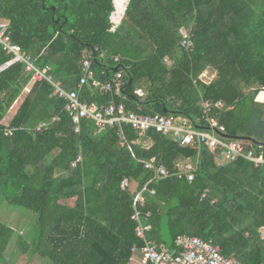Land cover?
I'll return each mask as SVG.
<instances>
[{
	"label": "trees",
	"instance_id": "trees-1",
	"mask_svg": "<svg viewBox=\"0 0 264 264\" xmlns=\"http://www.w3.org/2000/svg\"><path fill=\"white\" fill-rule=\"evenodd\" d=\"M259 5L264 0H129L116 24L113 0H0V18L8 21L12 41L36 65L50 66L52 77L77 90L81 102L102 110L115 101L138 115L207 128L201 103L220 101L223 106L210 114L224 126L218 137L243 138L264 157ZM186 29L192 48L180 45ZM103 52L107 57H100ZM84 58L91 60L93 80L78 87ZM7 59L0 50V65ZM118 65L119 87L106 92L94 85L112 81ZM208 68L215 78L202 82ZM42 122L48 125L37 130ZM122 133L121 146L117 127L97 129L82 120L76 132L50 84L31 83L19 63L0 72V193L38 219L34 242L17 241L21 252L33 246L52 264H131V248L144 245L131 220L134 190L149 182L155 193L138 206L149 212L146 240L172 248L179 236H196L212 240L235 264L264 260V165L241 157L221 163L205 146H181L154 130L138 135L124 125ZM151 159L169 176L153 179L144 167ZM187 161L197 166L191 182L173 175ZM123 178L130 181L125 191ZM12 232L0 224V264Z\"/></svg>",
	"mask_w": 264,
	"mask_h": 264
},
{
	"label": "built area",
	"instance_id": "built-area-1",
	"mask_svg": "<svg viewBox=\"0 0 264 264\" xmlns=\"http://www.w3.org/2000/svg\"><path fill=\"white\" fill-rule=\"evenodd\" d=\"M180 45L184 48L193 47L189 30H183ZM0 50L8 57L0 65V72L19 63L24 66V71L30 74L31 83L46 81L50 84L53 87V95L65 102V110L71 118L76 132L79 131L82 120L92 121L97 129L117 127L120 133L119 144L122 146L124 142L122 128L124 125H129L138 135L154 130L161 135L171 137L181 146L196 145L198 148L205 146L211 153H219L222 163L231 162L241 157L252 162L254 166L264 165V157L261 154L255 155L251 149L247 148L243 140L230 139L229 142H224L215 135V133H222L225 130L224 126L219 125L214 118L210 117L214 107L221 108L223 106L220 101L215 103L203 101L201 103L202 118L205 120L208 130L197 128L187 119H180L175 122L173 119L160 114L138 115L132 111H127L122 103H116L115 101H110L104 109L99 110L93 105L81 102L77 90H66L60 82L55 81L50 74V66L40 67L36 65L34 59L20 45L12 41L9 24L2 18H0ZM100 57L105 58L107 55L101 53ZM110 58L114 63L119 62L118 56H111ZM82 68L83 76L78 87L84 85L88 80H93V70L89 58H84ZM121 78L122 74L118 70L114 73L112 81L106 84L94 81V85L102 91L111 92L114 84L117 87L121 85ZM55 119L57 118H52L51 121ZM47 125V122H42L36 129L38 130ZM75 163L73 162L72 166H75ZM144 167L153 171V179H163L169 176L164 166H155L153 159L145 162ZM195 169V165L191 161H187L173 175L178 178L184 177L188 182H191L194 179ZM119 187L123 191L128 189L130 187L128 178H123L119 183ZM154 193L155 191L149 187V182L134 190V210L131 219L136 222V237L144 240L143 246L131 248L132 255L138 256V264H235L234 258L224 256L219 247L210 239L182 235L174 241L170 250L161 247L154 241L146 240L145 234L150 226L145 221L149 214H142L138 206L145 203L147 194L154 195ZM260 264H264V260Z\"/></svg>",
	"mask_w": 264,
	"mask_h": 264
},
{
	"label": "rangeland",
	"instance_id": "rangeland-1",
	"mask_svg": "<svg viewBox=\"0 0 264 264\" xmlns=\"http://www.w3.org/2000/svg\"><path fill=\"white\" fill-rule=\"evenodd\" d=\"M120 8V7H119ZM256 11H262L263 5L256 7ZM121 9L118 11V17L121 14ZM114 15V14H113ZM116 17V14L114 15ZM123 15L121 16V18ZM120 19V18H119ZM256 20H263L262 16H257ZM215 78V72L212 68H208L200 76L202 82H209ZM25 90L20 96L21 101L26 94ZM263 95V93L261 94ZM263 96H258L257 100L262 99ZM12 112L8 111L5 116L11 115ZM103 132V131H102ZM212 133V132H210ZM215 135L218 137L215 133ZM224 142H229V139H224ZM0 224H5L12 228V237L8 246L3 254L1 261L5 264H52L48 260L43 259L38 253L34 252L33 246L25 253L21 252L17 241L22 239L25 242L32 243L38 236V219L37 214L22 206L8 203L5 199V195L0 193ZM264 238V231L261 233Z\"/></svg>",
	"mask_w": 264,
	"mask_h": 264
},
{
	"label": "crops",
	"instance_id": "crops-1",
	"mask_svg": "<svg viewBox=\"0 0 264 264\" xmlns=\"http://www.w3.org/2000/svg\"><path fill=\"white\" fill-rule=\"evenodd\" d=\"M128 1L129 0H113V2H114V7H115V11H114V15L116 14V17L112 14V20H113V22H115L116 24L117 23H119L120 22V20L123 18H121V16L124 14V11H125V8H126V5H127V3H128ZM120 7V8H119ZM121 9V14H120V16L118 17V15H117V13H118V11ZM120 18V19H119ZM8 22V21H7ZM104 53V52H103ZM119 70V69H118ZM50 72H51V67H50ZM116 72H118V71H116ZM113 73H115V72H113ZM51 74V73H50ZM52 75V74H51ZM53 78V77H52ZM54 79V78H53ZM55 80V79H54ZM56 81V80H55ZM30 82H31V80H30ZM58 82V81H57ZM27 92V91H26ZM262 94V93H261ZM260 94V96H263L262 97V99H259V101H263L264 100V93H263V95H261ZM19 100H20V97L18 98ZM21 102V101H20ZM19 101H16L15 102V104L11 107V109L9 110V111H11L12 112V114L11 115H8V116H5V118H4V121L5 122H9L10 120H11V118L13 117V115H14V113H15V111L17 110V107L19 106V103H20ZM180 119H182V118H178V119H173L175 122H178ZM194 165H195V167H197L196 166V162L195 161H193L192 162ZM222 163V162H221ZM183 164H180V165H178V167H177V169H179L181 166H182ZM177 171V170H176ZM134 210V209H133ZM148 214H149V212H147ZM132 220V219H131ZM135 222V221H134ZM136 223V222H135ZM158 244V243H157ZM158 245H160V244H158ZM161 247H164V248H166V249H172L171 247H166L165 245H160ZM40 256V255H39ZM41 257V256H40ZM42 258V257H41ZM43 259H45V258H43ZM47 260V259H46ZM130 263L131 264H138V256L137 255H132V258H131V260H130ZM21 264H23V263H21ZM25 264H27V263H25Z\"/></svg>",
	"mask_w": 264,
	"mask_h": 264
},
{
	"label": "water",
	"instance_id": "water-1",
	"mask_svg": "<svg viewBox=\"0 0 264 264\" xmlns=\"http://www.w3.org/2000/svg\"><path fill=\"white\" fill-rule=\"evenodd\" d=\"M119 68H120V66L118 65V66L114 67V68L112 69V71H113V72H116V71H118ZM163 111L165 112L166 109L163 108ZM197 128H199V127H197ZM200 129H208V128H202V127H200ZM233 139H238V138H233ZM240 140H244V139L241 138Z\"/></svg>",
	"mask_w": 264,
	"mask_h": 264
}]
</instances>
